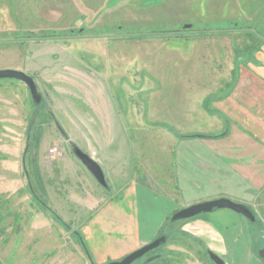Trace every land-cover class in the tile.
<instances>
[{
    "label": "rangeland",
    "instance_id": "obj_1",
    "mask_svg": "<svg viewBox=\"0 0 264 264\" xmlns=\"http://www.w3.org/2000/svg\"><path fill=\"white\" fill-rule=\"evenodd\" d=\"M228 22L230 28H220ZM260 25L264 0H0V70L33 76L45 106L37 114L23 82L0 80V263L108 264L142 246L119 256L122 242L111 241L121 240L120 234L86 227L114 191L100 186L75 151L99 164L97 144L112 139L123 142L113 148L123 151L125 172L118 179L105 176L107 185L118 190L129 174L137 175L139 205L133 212L142 233L149 216L155 223L150 236L141 235L151 239L164 230L175 210L159 195L174 189L180 171L182 148L175 140L228 134L218 131L220 124L227 127L224 117L200 110L199 98L215 91L211 81L219 68L213 60L227 58L226 45L263 46ZM226 89L223 83L215 92L220 96ZM201 134L217 137H187ZM54 148L58 153H50ZM149 176L150 191L157 194L148 196L143 188ZM179 203V210L186 208ZM251 208L261 215L260 226L229 209L192 219L236 231L245 246L235 264H264L258 252L264 243V206ZM193 226L183 232L195 235ZM220 246L213 241L215 249ZM228 255L231 264L232 252ZM192 259L184 263L213 264L205 252L200 263Z\"/></svg>",
    "mask_w": 264,
    "mask_h": 264
},
{
    "label": "crops",
    "instance_id": "obj_2",
    "mask_svg": "<svg viewBox=\"0 0 264 264\" xmlns=\"http://www.w3.org/2000/svg\"><path fill=\"white\" fill-rule=\"evenodd\" d=\"M259 32L264 36V25L263 27L260 25ZM226 46L227 58L220 61L213 60L214 66L221 70L218 69L219 74L214 76L215 80L211 81V84H216L215 91H218L220 84L223 83L228 85V89L223 91L220 96L215 91L207 93L204 97L201 96L199 98L200 106H198L200 110L203 109L210 116L218 119L224 117L227 127L224 128L220 124L218 131L226 130L228 134L219 139L175 140V143H178L182 148L177 155L180 171L174 178V189L168 192L163 191L166 192L165 195H159L166 203L173 206L171 210H175L174 213L179 210V202V204L188 207L226 197L250 208L251 205H260V203L264 206V45L251 61L238 59L236 47L233 44ZM220 72L223 74L221 75ZM209 99H212L210 109L214 113L209 112L204 105V102L206 100L208 102ZM220 105L224 106L226 111L224 109L222 112L219 109ZM197 107L191 108L190 111H195ZM133 121L137 122L138 119ZM163 129L165 128L163 127ZM118 143L123 147V142H118L116 139L97 144L99 164L105 176L112 179L121 178L125 172L123 151L118 149L119 146L113 148L114 144L118 145ZM88 146L89 154L94 156L95 152L90 149V146L94 147L93 144ZM131 165L132 162H130ZM24 175L26 183H28L27 173L25 172ZM129 175V181L118 190L115 184L102 186L112 188L114 196H117L106 199L100 212L90 218L86 226L98 225L104 228L105 232H109V235L113 232L120 234L121 240L111 241V244L122 242L123 246L119 256L134 251L140 245L154 238V236L150 239L141 235L139 214L136 215L133 212L139 205V178L137 175L135 177ZM22 180L24 181V178ZM150 180L153 181L149 176L146 179L147 188H143L148 196L157 194L150 191ZM28 185L26 184L25 188ZM150 200L155 203L158 201L156 198ZM38 213H40L39 209ZM188 221L190 223H187ZM209 221V219L200 218L189 219L185 222V226L195 224L193 226L195 236L207 238L211 243L208 242L210 249L222 256L226 264H230L227 256L231 252V264L239 262L241 255L244 257L243 248L245 245L242 246V243L237 239L236 231L234 229L220 231ZM143 224L146 230L142 234L147 236L155 223L149 216L147 220L143 221ZM162 225L159 223L157 226L161 227ZM186 231L192 233L190 230ZM214 236L217 240L214 239ZM109 238L111 237L109 236ZM214 240L221 242L219 249L213 247ZM113 258L117 259L118 256H113Z\"/></svg>",
    "mask_w": 264,
    "mask_h": 264
},
{
    "label": "water",
    "instance_id": "obj_3",
    "mask_svg": "<svg viewBox=\"0 0 264 264\" xmlns=\"http://www.w3.org/2000/svg\"><path fill=\"white\" fill-rule=\"evenodd\" d=\"M3 79H12L23 82L28 87L35 105L39 106L42 103V95L39 93L37 84L31 75L21 70L4 69L0 70V80ZM75 155L100 185L107 186L106 177L102 167L92 157H90L88 154L82 152L79 149L75 151ZM219 209H229L237 214L244 216L252 222L256 221L255 215L246 205L234 202L228 198H219L215 200L197 203L183 208L173 215L170 222L191 219L198 215L211 213ZM164 241V237L157 239L151 242L150 244L145 245L144 247L132 252L123 260L108 264H133L136 260L142 258L145 254L158 248ZM209 255L211 260L215 264H226L225 261L216 253L209 252ZM260 257L264 259V251H261Z\"/></svg>",
    "mask_w": 264,
    "mask_h": 264
},
{
    "label": "flooded vegetation",
    "instance_id": "obj_4",
    "mask_svg": "<svg viewBox=\"0 0 264 264\" xmlns=\"http://www.w3.org/2000/svg\"><path fill=\"white\" fill-rule=\"evenodd\" d=\"M34 80H35V78H34ZM43 106H44V104H43V100H42V103L39 106H36V110H37L36 113L37 114L41 109H43ZM28 140H30V139H27L26 152H28V146H29ZM34 161H35V159H34ZM34 164H35V162H34ZM250 210L253 212V214L256 217V221H254L253 224H255L256 226H260V223H261L260 219H262L261 215H259L258 211L255 212V210H253L252 208H250ZM261 213H263V215H264V210ZM187 220H189V219H187ZM187 220H180V221L186 222ZM177 222L178 221L169 222V224H167V227L164 228V230H161L160 233L157 234V236L152 241H150V242L142 245L141 247H139L138 249L144 247L145 245L150 244L151 242H153L157 239H160L162 237L165 238V241L163 243H161V245L158 248H156V249L150 251L149 253L145 254L142 258L136 260L133 264H135L137 262H138V264H141V263L142 264H151L155 260H159V259H162V260L164 259V261H165L164 264H185L184 263L185 260L191 261L192 258H193L192 260L194 263H200L199 257H201L203 252H205L206 256L211 260L209 252H213V250L210 249L209 243L206 242L202 237H197V236L192 235L188 232H187L188 234L184 233L183 232V231H185L184 227H177L175 225ZM177 233H179V235H177ZM175 238H177V239L174 240ZM185 240H189V242L187 241L188 242L187 243ZM161 247L164 248V253L158 254L157 250L160 249ZM261 251H264V243H263V246L260 249H258V252H261ZM217 255L220 256L219 254H217ZM220 257L224 260V258L222 256H220ZM180 258H182V259L180 260ZM261 260H263V262H264V259L261 258ZM213 264H215V263L213 262Z\"/></svg>",
    "mask_w": 264,
    "mask_h": 264
},
{
    "label": "trees",
    "instance_id": "obj_5",
    "mask_svg": "<svg viewBox=\"0 0 264 264\" xmlns=\"http://www.w3.org/2000/svg\"><path fill=\"white\" fill-rule=\"evenodd\" d=\"M230 24H227V27H220V28H230L232 26V24L229 26ZM233 25H236L235 23H233ZM251 25H249L250 27ZM251 28V27H250ZM262 45H264V38H263V43L261 42ZM261 48V45L259 44V46L257 45L256 47L253 45L252 47L248 46V44L245 46L244 49H239L238 47H236V56L238 59L240 60H244V61H251L253 60V57H254V52H257L259 51ZM216 98V97H215ZM212 99H209L208 100V104H205L206 107L207 105L209 106V102H211ZM209 110V109H208ZM211 113H214L213 110H209ZM39 131V130H38ZM196 136H199L200 138H210V137H217L216 135L214 136H208V135H190V136H187V137H196ZM39 137H40V132L38 133V141H39ZM32 161V165L34 166V162H33V159L31 160ZM33 192V191H32ZM35 194V192H33ZM52 215L54 216V218L58 221L61 222V219L60 217L56 214V213H53L52 212Z\"/></svg>",
    "mask_w": 264,
    "mask_h": 264
},
{
    "label": "built area",
    "instance_id": "obj_6",
    "mask_svg": "<svg viewBox=\"0 0 264 264\" xmlns=\"http://www.w3.org/2000/svg\"><path fill=\"white\" fill-rule=\"evenodd\" d=\"M50 153H52V154L58 153V149L57 148L51 149Z\"/></svg>",
    "mask_w": 264,
    "mask_h": 264
}]
</instances>
